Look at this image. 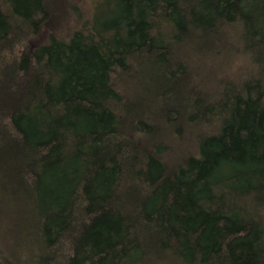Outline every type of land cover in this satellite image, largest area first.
Returning a JSON list of instances; mask_svg holds the SVG:
<instances>
[{"label":"trees","instance_id":"obj_1","mask_svg":"<svg viewBox=\"0 0 264 264\" xmlns=\"http://www.w3.org/2000/svg\"><path fill=\"white\" fill-rule=\"evenodd\" d=\"M49 8L0 0V264H264V0ZM236 51L260 80L187 88ZM177 121L210 130L171 168Z\"/></svg>","mask_w":264,"mask_h":264},{"label":"rangeland","instance_id":"obj_2","mask_svg":"<svg viewBox=\"0 0 264 264\" xmlns=\"http://www.w3.org/2000/svg\"><path fill=\"white\" fill-rule=\"evenodd\" d=\"M47 2L50 6L49 14H55L56 20V23L52 21L49 24L52 34L69 37L76 26L91 15L95 0H47ZM51 8L54 11H51ZM48 34L46 33V35ZM189 66H192L196 71L191 77L190 84L187 82V88L203 94L214 91V88L224 81H231L236 88H240L248 80L262 78V74L258 72L253 60L241 51L233 52L228 61L211 56L207 59L190 60ZM183 113L185 114L186 111ZM157 126L159 127V124ZM175 127L176 129L167 127L155 139H163L165 149L161 154L167 159L171 168L176 167L186 157L197 154L196 140L199 134L205 135L210 130L188 131L180 121H177L172 128Z\"/></svg>","mask_w":264,"mask_h":264}]
</instances>
